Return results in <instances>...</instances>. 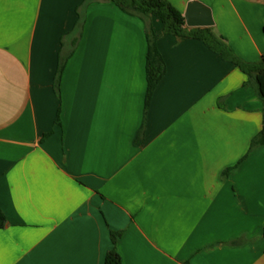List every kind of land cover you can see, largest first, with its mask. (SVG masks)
Instances as JSON below:
<instances>
[{"label":"crops","instance_id":"crops-1","mask_svg":"<svg viewBox=\"0 0 264 264\" xmlns=\"http://www.w3.org/2000/svg\"><path fill=\"white\" fill-rule=\"evenodd\" d=\"M0 0V264H264V0L192 1L218 43L147 29L110 0ZM186 29H197L188 28ZM198 29H206L199 27ZM59 116V122L57 118Z\"/></svg>","mask_w":264,"mask_h":264},{"label":"trees","instance_id":"trees-1","mask_svg":"<svg viewBox=\"0 0 264 264\" xmlns=\"http://www.w3.org/2000/svg\"><path fill=\"white\" fill-rule=\"evenodd\" d=\"M114 2L123 12L141 19L147 29L148 50L146 55V77H147V97L146 107H148L151 96L157 85L164 77L166 68L164 60L157 48L156 39L158 34L153 30L151 21L153 18L158 19L164 26V33L172 34L179 37H193L203 40L207 44L218 43L217 38L212 33L211 28L206 29H186L185 18L183 14L172 6L167 0H110ZM93 0H84L78 7V20L73 30L75 37L72 38L71 48L67 53L61 52L59 55V66L55 77V86L58 89L59 80L67 59L72 55L76 45L82 35L85 22L84 12ZM231 60L242 68L244 73L255 79L256 88L259 96L264 100V55L261 60L254 64H247L238 61L234 57ZM59 122V116L57 118ZM264 144V135L260 136L253 142V147ZM7 224L4 212L0 209V229ZM119 235L112 234L113 249L106 255L105 264H121V258L116 251L115 245Z\"/></svg>","mask_w":264,"mask_h":264},{"label":"water","instance_id":"water-1","mask_svg":"<svg viewBox=\"0 0 264 264\" xmlns=\"http://www.w3.org/2000/svg\"><path fill=\"white\" fill-rule=\"evenodd\" d=\"M183 16L185 18V26L188 28H209L214 26L211 9L197 1H192L188 4Z\"/></svg>","mask_w":264,"mask_h":264}]
</instances>
